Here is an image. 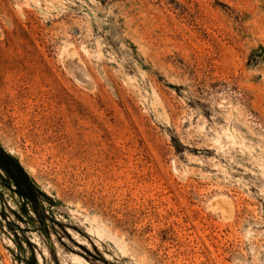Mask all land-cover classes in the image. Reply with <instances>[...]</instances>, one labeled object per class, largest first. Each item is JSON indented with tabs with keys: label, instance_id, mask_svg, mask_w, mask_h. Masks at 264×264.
I'll return each instance as SVG.
<instances>
[{
	"label": "rangeland",
	"instance_id": "374dc122",
	"mask_svg": "<svg viewBox=\"0 0 264 264\" xmlns=\"http://www.w3.org/2000/svg\"><path fill=\"white\" fill-rule=\"evenodd\" d=\"M0 147V264H264V0H0Z\"/></svg>",
	"mask_w": 264,
	"mask_h": 264
},
{
	"label": "trees",
	"instance_id": "16d2710c",
	"mask_svg": "<svg viewBox=\"0 0 264 264\" xmlns=\"http://www.w3.org/2000/svg\"><path fill=\"white\" fill-rule=\"evenodd\" d=\"M0 169H2L9 179L15 184L20 195L27 201L33 202L36 198L37 190L27 173L20 166L17 160L7 155L0 147Z\"/></svg>",
	"mask_w": 264,
	"mask_h": 264
},
{
	"label": "bare ground",
	"instance_id": "6f19581e",
	"mask_svg": "<svg viewBox=\"0 0 264 264\" xmlns=\"http://www.w3.org/2000/svg\"><path fill=\"white\" fill-rule=\"evenodd\" d=\"M73 56V55H72ZM74 65V64H73ZM71 68V67H70ZM79 68V66H78ZM84 76V75H83ZM79 78V77H78ZM221 203V202H220ZM218 204V203H217ZM75 264H88V263H84L82 262V260H80L79 258L75 257L74 258Z\"/></svg>",
	"mask_w": 264,
	"mask_h": 264
}]
</instances>
